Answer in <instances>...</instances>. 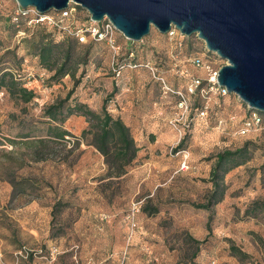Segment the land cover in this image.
Segmentation results:
<instances>
[{"label":"rangeland","instance_id":"374dc122","mask_svg":"<svg viewBox=\"0 0 264 264\" xmlns=\"http://www.w3.org/2000/svg\"><path fill=\"white\" fill-rule=\"evenodd\" d=\"M15 4L0 0V67L32 73L36 96L24 103L0 92V264H264V113L260 128L240 134L245 104L233 93L209 94L206 117H197L179 138L170 123L183 111L179 98L154 83L160 76L170 89L184 90L190 76L205 78L225 60L194 35L179 37L178 46L177 39L154 27L133 43L116 31L120 54L133 48L155 76L148 69L127 68L116 76L110 48L88 39L76 49L90 45L87 63L74 77L53 82L32 46L39 30L56 40L62 36L36 26L29 30L35 38L18 43L10 21ZM79 15L84 18L83 9ZM6 48L16 57L2 56ZM193 55L203 56L210 69L195 67ZM147 88L155 94L160 90L155 104L142 101ZM70 91L68 104L82 102L96 111L109 97V112L130 126L139 150L123 176L109 177L92 146L81 139L74 143L73 136L87 127L79 113L61 124L72 135L66 142L36 153L11 143L29 130L44 135L49 123L44 107ZM194 100L197 107L203 104L200 97ZM246 141L251 157L225 174L223 199L209 210L195 207L211 188L216 154ZM183 160L186 169H181ZM18 180L25 191L16 194L12 184ZM153 207L157 212H150ZM231 246L247 255H233Z\"/></svg>","mask_w":264,"mask_h":264},{"label":"trees","instance_id":"16d2710c","mask_svg":"<svg viewBox=\"0 0 264 264\" xmlns=\"http://www.w3.org/2000/svg\"><path fill=\"white\" fill-rule=\"evenodd\" d=\"M16 6L17 3L13 7L10 14V21L15 38L19 31L24 32L21 37L16 38L17 42L19 43L30 40L32 35L33 37L36 36V33L33 34L29 31L31 28L36 26L48 29L49 31L53 30L54 32L60 34L62 38L60 40H56L51 32L42 33L39 30L37 35L39 38L34 41V45L32 47L35 49V55L38 58L39 65L48 71H52V74L49 76L50 81L58 82L64 76L74 77L78 67L87 63L90 45H86L82 52H78L76 49L82 43H80L76 37L68 35L62 30L49 28L39 23L28 25L27 23L29 18L27 16H19L17 21H13L12 14ZM76 7L79 10L81 9L78 5ZM164 35L168 36L166 33H164ZM179 37L180 36H177L171 39H177L178 44L179 42L181 43V40H178ZM90 41L104 42L102 40L94 39H90ZM130 43H133V41H130ZM129 51H133L134 56L130 57L128 55ZM120 52L115 63L116 66L124 65L121 72L127 68V63L139 65L134 69H146L143 66L145 63L138 61L133 48L128 49L124 55H121ZM3 55L16 57L15 51L9 48L4 50L2 56ZM196 56L198 55L191 56V59ZM26 74L27 73L24 74L19 70L12 71L7 69V67H0V92L4 90L8 93L10 98L15 101H21L24 103L31 101L36 94L34 90L24 86L25 84L23 83H25ZM190 77L186 83L189 81ZM154 82H156L159 86L161 85V82L157 79L154 80ZM70 93L71 91L65 98L44 107L43 116L49 121L47 127L45 128L44 135L38 136L36 134H31L30 132L32 131L29 130L26 133H21L17 136L20 138V140H18L19 142L10 140L11 143H21L25 146L31 147L36 153L41 147H46L56 142H66V139L72 135L68 130L64 129L61 124L70 115L79 113L85 117L87 127L82 130L80 137L73 136L75 139L74 143L79 145L81 139L86 145L92 146L103 157L109 177L119 178L123 176L126 173L127 167L135 159L137 151L139 150V147L132 136L130 126L127 125L121 117H115L109 112L107 109V102L110 99L109 97H106L103 100L100 110L96 111L82 102H76L74 105L68 104L67 101ZM195 97L200 96L196 95ZM203 105L204 100L200 107H197L194 100L193 108L189 117L190 120L188 122L189 126L185 128L184 133L186 130L190 129L194 120L197 119L198 110L201 109ZM259 113L262 115V112ZM249 144L250 142L246 141L243 145L234 150L225 149L216 154L215 161L209 171L208 181L211 183V188L203 202L193 203L195 207L209 210L223 199L226 190L224 176L234 167L242 165L250 159L252 152ZM180 146L181 144L176 147V150L180 149ZM23 182L24 181L18 180L12 184L13 193L19 194L25 191ZM150 212H157V208H151ZM231 251L233 255L238 257L247 255L235 246H231Z\"/></svg>","mask_w":264,"mask_h":264},{"label":"water","instance_id":"95a60500","mask_svg":"<svg viewBox=\"0 0 264 264\" xmlns=\"http://www.w3.org/2000/svg\"><path fill=\"white\" fill-rule=\"evenodd\" d=\"M40 13L70 2L99 22L107 17L126 39L140 41L154 27L197 35L208 52L225 60L217 82L251 110L264 113V0H15Z\"/></svg>","mask_w":264,"mask_h":264},{"label":"built area","instance_id":"2783aa9c","mask_svg":"<svg viewBox=\"0 0 264 264\" xmlns=\"http://www.w3.org/2000/svg\"><path fill=\"white\" fill-rule=\"evenodd\" d=\"M76 6L77 4H75L74 2H70L67 8L63 10H50L45 13H40L35 9V7L30 6L27 8H22L17 4L12 14V20L17 21L19 16H27L29 18L27 23L28 25L39 23L49 28L62 30L68 35L76 37L80 43H85L88 39L104 41L112 52L110 56L111 68L115 75L118 76L122 68H124V65L116 66L115 63L121 48L120 45L117 44L116 38L114 36V33L116 32L114 26L107 17H103V19L99 22L93 21L90 18L88 12L85 10L83 16L84 18H81L79 15V10ZM23 34L24 32L19 31V33L16 35V38L21 37ZM166 34L170 38L184 36L173 25H171ZM194 36L198 40L197 35L194 34ZM178 45L180 46L181 43L179 42ZM128 55L132 57L134 56V52L129 51ZM190 60L195 67L210 69L209 64L205 63L203 56L198 55ZM126 66L129 69H134L139 65L127 63ZM143 66L151 71V73L155 76V70L152 66H150L148 63L143 64ZM217 71L218 70H208L207 77L205 78L192 75L189 81L185 84L184 90H172L166 85L163 77L155 76V78L161 82L165 90L175 93L179 98L178 106L182 108L183 111L181 112L179 117L174 118L170 121L171 125L178 130L180 134L179 138L182 137L185 128L189 126V117L193 108L194 97L196 95H199L204 100L203 107H201V109H199L197 113V117L203 119L204 117H206L207 110L209 109L207 104L209 94L220 97L230 94L225 87L218 84ZM32 81L33 74L28 72L25 76V86L29 89L34 90L33 86H31ZM245 108L247 111V116L243 119L242 125L239 128L240 134H245L251 129H258L262 125V116L260 115V113L251 110L246 104ZM179 125H181V127H179ZM187 167L188 166L186 160H183L181 162V169H186Z\"/></svg>","mask_w":264,"mask_h":264},{"label":"crops","instance_id":"0c3cea01","mask_svg":"<svg viewBox=\"0 0 264 264\" xmlns=\"http://www.w3.org/2000/svg\"><path fill=\"white\" fill-rule=\"evenodd\" d=\"M156 85H158V84H156ZM157 95H158V97H160V90L159 89H158V92H156V94H155L154 89H148L147 88L145 91H142V93H141V97L143 99L142 101L146 102L148 104H151V103L155 104L154 100H155ZM134 98H135V96H131L132 100H134Z\"/></svg>","mask_w":264,"mask_h":264}]
</instances>
